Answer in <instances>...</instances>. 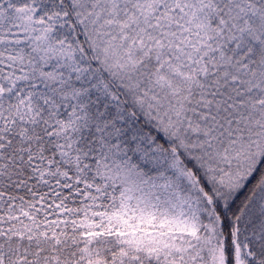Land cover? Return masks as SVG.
Here are the masks:
<instances>
[{"label": "snow or ice", "instance_id": "1", "mask_svg": "<svg viewBox=\"0 0 264 264\" xmlns=\"http://www.w3.org/2000/svg\"><path fill=\"white\" fill-rule=\"evenodd\" d=\"M0 264H264V0H0Z\"/></svg>", "mask_w": 264, "mask_h": 264}]
</instances>
